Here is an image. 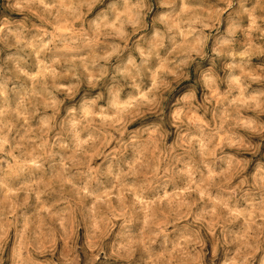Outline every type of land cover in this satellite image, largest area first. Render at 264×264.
<instances>
[{
    "label": "clouds",
    "instance_id": "obj_1",
    "mask_svg": "<svg viewBox=\"0 0 264 264\" xmlns=\"http://www.w3.org/2000/svg\"><path fill=\"white\" fill-rule=\"evenodd\" d=\"M0 264H264V0H0Z\"/></svg>",
    "mask_w": 264,
    "mask_h": 264
}]
</instances>
